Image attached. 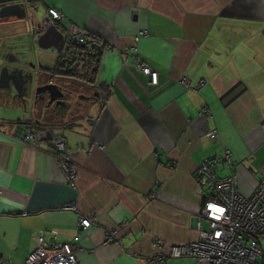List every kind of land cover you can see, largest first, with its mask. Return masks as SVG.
I'll list each match as a JSON object with an SVG mask.
<instances>
[{"label": "crops", "instance_id": "1", "mask_svg": "<svg viewBox=\"0 0 264 264\" xmlns=\"http://www.w3.org/2000/svg\"><path fill=\"white\" fill-rule=\"evenodd\" d=\"M48 9L99 42L97 95L61 134L75 187L49 141L23 144L14 125L0 124V264H25L39 236L73 241L79 264H147L167 246L195 241L207 226L200 210L209 191L194 177L205 160L220 177L234 171L243 196L255 192L264 181V0H0V60L21 54L35 86L55 58L48 63L43 52L31 64L19 43L39 31ZM52 42L43 40V51L55 52ZM14 62L0 61V74ZM138 62L157 71L156 84ZM15 100L0 93V107ZM2 110L0 122L33 118ZM226 152L232 168L220 161ZM78 215L91 225L74 241ZM258 246L264 264V232Z\"/></svg>", "mask_w": 264, "mask_h": 264}, {"label": "built area", "instance_id": "2", "mask_svg": "<svg viewBox=\"0 0 264 264\" xmlns=\"http://www.w3.org/2000/svg\"><path fill=\"white\" fill-rule=\"evenodd\" d=\"M47 17L51 24L60 27L67 40H76L79 44H94L90 34L74 24L63 26L61 14L55 9H48ZM138 70L148 76L152 84L157 83L158 73L149 66L138 62ZM186 85V80L181 79ZM201 80L194 92L204 86ZM209 138H215L216 132H208ZM45 131H34L25 127L17 133V139L23 144L33 147L46 139ZM56 161L66 181L71 187L76 186L78 171L76 165L69 159L65 139L60 136L53 138ZM102 145H100L101 147ZM232 168L229 152L220 159ZM198 184L209 191L208 197L200 210V218L207 221L205 229L199 230L198 238L184 246H167L164 251L149 258L147 264H166L168 257L187 256L194 259L195 264H257L261 256L258 239L264 232V181L260 182L255 192L248 197L237 190V174L231 171L228 176L216 174V163L205 160L194 172ZM64 210L76 211V206L64 205ZM91 225L87 217L78 215L77 234ZM114 232L108 236L111 241ZM35 250L26 258L25 264H79L72 242L60 243L55 239L48 242L43 237H37ZM160 246L161 243L157 242Z\"/></svg>", "mask_w": 264, "mask_h": 264}, {"label": "flooded vegetation", "instance_id": "3", "mask_svg": "<svg viewBox=\"0 0 264 264\" xmlns=\"http://www.w3.org/2000/svg\"><path fill=\"white\" fill-rule=\"evenodd\" d=\"M91 54V58L85 56L79 57V67H77L76 69H72L75 71L73 72L79 78L77 79V84L70 83L71 79L69 77H63L52 73L46 74L44 81H42L41 84L48 82L54 83L53 78L58 77L56 84H58L63 89L64 96L61 100H54L50 103L48 96H38L35 106H32V109H30V112L33 114V118L30 119V121H33V125L35 127L42 126L43 128H46V132L57 130L62 131V128H64L63 124H65V122L67 121H70L72 113L77 112L78 114H80V112H83L85 110L88 101H92L95 98V96L97 95V91L95 90V84L93 82V74L97 69L99 55L93 52ZM18 70H21L20 72L22 73V75L26 77L29 76L27 63H23L22 65L16 64V67H14L13 69L5 68L2 71L5 82L6 77L8 78V75L14 77L16 81L20 76ZM6 72H8L9 74L7 75ZM10 82L11 80L9 79L7 83ZM16 97H18L17 94ZM21 99L22 98H19V100ZM33 125H28L25 127H32L35 131ZM21 130H15L14 132H16L17 134Z\"/></svg>", "mask_w": 264, "mask_h": 264}, {"label": "water", "instance_id": "4", "mask_svg": "<svg viewBox=\"0 0 264 264\" xmlns=\"http://www.w3.org/2000/svg\"><path fill=\"white\" fill-rule=\"evenodd\" d=\"M11 1V0H10ZM22 15L26 18L29 17L28 12L26 9H22ZM38 27L40 28L39 31H37L35 34H38V46L42 50H46L48 48V45L45 46L42 44L43 40L48 39L49 36H52L54 39V42L50 46L54 49V55L55 60L57 58L61 59L62 64L64 65H70L73 62H75L72 65L73 69H76L80 65V61L78 60L79 57H90L92 56L90 53L85 52L83 50V44L80 45L76 40H67L63 33L57 28V26L50 23L48 18H43L42 20H39L37 22ZM34 35V34H33ZM50 48V47H49ZM51 55V53H48V55ZM46 59H49L46 57ZM20 76L15 81L14 77H11L8 75L9 73L6 72L8 75V78L6 77V82L11 80V84L14 86V88L17 90V96L18 98H23L26 94H30V105L32 109V106H35L36 100L39 97H45L48 96L49 103L54 100H61L64 96L63 89L56 83L48 82L44 84H40L35 86L34 82L35 78L32 74H29V76H24L20 72L21 70H18ZM4 75L1 76V81L3 80ZM23 106H26V102L22 101ZM62 134L61 130L57 131H47L46 132V138L48 140H51L54 136H60Z\"/></svg>", "mask_w": 264, "mask_h": 264}, {"label": "rangeland", "instance_id": "5", "mask_svg": "<svg viewBox=\"0 0 264 264\" xmlns=\"http://www.w3.org/2000/svg\"><path fill=\"white\" fill-rule=\"evenodd\" d=\"M36 9L37 10L34 11V13H37V11L39 13V9H40V14L43 13L42 10H41L42 9L41 7L38 6ZM42 19H37V22L39 20H42ZM14 39L18 40L20 38L18 36V37L14 38ZM19 44H20L19 46L21 47V49L24 48L25 50H29L30 51L29 56H27L26 59H29V62H31V64H35L37 62V59H39L38 58L39 54L43 53V52H45L46 57L49 58V62L48 63H51L53 61V58H54L53 54H52V56L48 55V53H50L49 51H43L41 48H39V46H38V34L24 35V38H22V40H20ZM20 55L19 54H17V55H11L10 54V56H9L8 53H7L6 56H9V57L6 58L5 60H0V61H2V65L4 67L5 66H9L10 63L13 64L14 61H15L14 62L15 64H19L21 62V60L18 59L20 57ZM4 69L5 68H3L1 70L0 79H1V76H2V71ZM30 72L34 76V72L33 71H30ZM57 79H58V77H54L53 78L54 83H57ZM34 82H32V83H34ZM4 91L7 92L10 102H13V98L19 100V98L16 97L17 90L14 88V86L12 84H10V86L8 88H5L0 83V93L1 92L4 93ZM30 97H31V95L28 93L21 100H19V103L15 100L16 102H14V108H12L11 105H9V104L6 107H5V105L0 107V109L2 108L3 109L2 111L6 114L4 117L7 116L10 119H17V118L21 119V118H23L26 113L30 112V108H31ZM22 100L26 102V106L25 107L22 104ZM1 114L2 113L0 112V115ZM72 115H73V113H72ZM167 264H195V261H194V259L187 258V257H184V258H181V259L170 258L167 261Z\"/></svg>", "mask_w": 264, "mask_h": 264}, {"label": "trees", "instance_id": "6", "mask_svg": "<svg viewBox=\"0 0 264 264\" xmlns=\"http://www.w3.org/2000/svg\"><path fill=\"white\" fill-rule=\"evenodd\" d=\"M47 13H48V11H47ZM90 37L91 38H94L93 36H91L90 35ZM92 40H94V44H83V50L85 51V52H88V53H95V54H97V55H99L98 53H96L97 52V48H98V51H99V49L101 48V47H99L100 46V44H99V42H97V41H95V38L94 39H92ZM80 45H82V44H80ZM92 55V54H91ZM92 56H90V58H91ZM74 63H72V64H70V65H73ZM66 66V65H64V64H62V62H61V59L60 58H57L56 60H55V64H54V66L52 67V68H44V67H40V71L41 72H44L45 74H49V73H52V74H55V75H59V76H63V77H69L71 80H70V83H72V84H77L78 83V81H77V79H79L78 78V76H76V74L74 73L75 71L74 70H72L73 68H72V66ZM74 71V72H73ZM93 79H94V74H93ZM0 124H7V125H14L15 126V130H21V129H23V128H25V126H28V125H33L34 123H33V121H30V120H27V121H23V120H13V121H10V120H7V121H1L0 122ZM70 124V121H67V122H65V124H63L64 125V127L66 126L67 127V125H69ZM62 125V124H61ZM34 126V125H33ZM34 129L36 130V131H45V129L46 128H43L42 126H40V127H35L34 126ZM63 129V128H62ZM46 132V131H45ZM62 132H63V130H62ZM15 136L17 137V134H16V132H15ZM54 137H56V136H54ZM53 137V138H54ZM60 137H62L63 139H65V137H63L62 135H60ZM53 138L51 139V140H48L47 138L45 139V141H42V142H46V141H49L50 143H51V145H52V149L54 150V153H55V155H56V152H55V147H54V144H53ZM40 144V143H39ZM65 144H66V149H69L68 148V145H67V141H66V139H65ZM206 198H204V200H205Z\"/></svg>", "mask_w": 264, "mask_h": 264}]
</instances>
